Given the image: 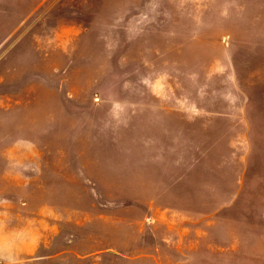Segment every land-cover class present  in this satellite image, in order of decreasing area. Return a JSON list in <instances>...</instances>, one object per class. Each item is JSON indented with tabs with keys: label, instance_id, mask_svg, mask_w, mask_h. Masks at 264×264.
Masks as SVG:
<instances>
[{
	"label": "rangeland",
	"instance_id": "obj_1",
	"mask_svg": "<svg viewBox=\"0 0 264 264\" xmlns=\"http://www.w3.org/2000/svg\"><path fill=\"white\" fill-rule=\"evenodd\" d=\"M0 264H264V0H0Z\"/></svg>",
	"mask_w": 264,
	"mask_h": 264
}]
</instances>
